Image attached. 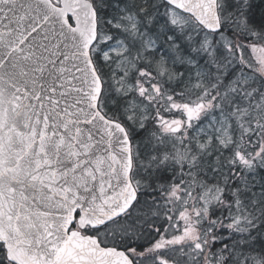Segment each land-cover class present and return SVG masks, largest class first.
<instances>
[{"label": "snow or ice", "instance_id": "1", "mask_svg": "<svg viewBox=\"0 0 264 264\" xmlns=\"http://www.w3.org/2000/svg\"><path fill=\"white\" fill-rule=\"evenodd\" d=\"M0 264H264V0H0Z\"/></svg>", "mask_w": 264, "mask_h": 264}]
</instances>
